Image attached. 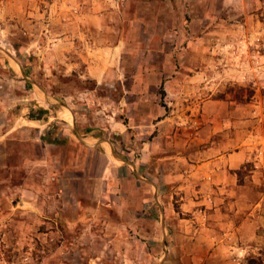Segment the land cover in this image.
Returning a JSON list of instances; mask_svg holds the SVG:
<instances>
[{
  "label": "rangeland",
  "instance_id": "obj_1",
  "mask_svg": "<svg viewBox=\"0 0 264 264\" xmlns=\"http://www.w3.org/2000/svg\"><path fill=\"white\" fill-rule=\"evenodd\" d=\"M0 108L34 123L0 140V264H121L87 210L111 177L99 142L116 165L184 167L212 123L257 130L264 0H0Z\"/></svg>",
  "mask_w": 264,
  "mask_h": 264
},
{
  "label": "crops",
  "instance_id": "obj_2",
  "mask_svg": "<svg viewBox=\"0 0 264 264\" xmlns=\"http://www.w3.org/2000/svg\"><path fill=\"white\" fill-rule=\"evenodd\" d=\"M30 92L27 99L30 94L31 100L52 104L40 89ZM240 118L230 133L213 130L212 123L203 133L215 134L211 143L200 151L187 148L184 167L176 162L116 165L114 156L108 158L111 146L99 142L111 177L97 183L87 210L108 239L103 248L120 255L121 264H130V253L136 252L153 264H264V117L247 133L240 130L246 122ZM33 125L23 116L3 115L0 108V140L28 142ZM7 158L0 152V167H6ZM175 200L183 212L173 211ZM148 252L154 258L146 257Z\"/></svg>",
  "mask_w": 264,
  "mask_h": 264
},
{
  "label": "trees",
  "instance_id": "obj_3",
  "mask_svg": "<svg viewBox=\"0 0 264 264\" xmlns=\"http://www.w3.org/2000/svg\"><path fill=\"white\" fill-rule=\"evenodd\" d=\"M40 112H43V111H40Z\"/></svg>",
  "mask_w": 264,
  "mask_h": 264
}]
</instances>
